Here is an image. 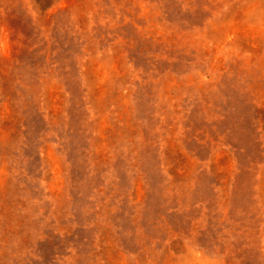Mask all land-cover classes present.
<instances>
[{
  "label": "rangeland",
  "instance_id": "374dc122",
  "mask_svg": "<svg viewBox=\"0 0 264 264\" xmlns=\"http://www.w3.org/2000/svg\"><path fill=\"white\" fill-rule=\"evenodd\" d=\"M0 264H264V0H0Z\"/></svg>",
  "mask_w": 264,
  "mask_h": 264
}]
</instances>
